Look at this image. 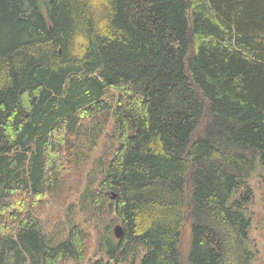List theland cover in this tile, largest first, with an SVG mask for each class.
<instances>
[{
	"label": "trees",
	"instance_id": "1",
	"mask_svg": "<svg viewBox=\"0 0 264 264\" xmlns=\"http://www.w3.org/2000/svg\"><path fill=\"white\" fill-rule=\"evenodd\" d=\"M112 111L93 231L50 247L40 216L80 195ZM257 163L264 0H0V264H82L92 246L109 264L140 246L138 264H249L251 190L228 201Z\"/></svg>",
	"mask_w": 264,
	"mask_h": 264
},
{
	"label": "rangeland",
	"instance_id": "2",
	"mask_svg": "<svg viewBox=\"0 0 264 264\" xmlns=\"http://www.w3.org/2000/svg\"><path fill=\"white\" fill-rule=\"evenodd\" d=\"M42 14L45 10L43 4H40ZM47 13L43 14L45 17ZM114 91L109 90L106 100L112 104V96ZM118 147V125L116 115L111 112L110 121L103 132L98 146L95 150L94 159L86 180L83 184V189L78 197H68L60 201L58 206L49 207L40 216L42 227V235L45 243L50 247H55L66 240L68 230L72 226H79L82 230L92 232L95 213L88 207L85 187H96L103 179L106 169L113 158L115 150ZM264 168L257 163L255 171L245 181L240 182L233 190L228 201L232 205L240 199L243 193L251 190V199L244 204L240 209L245 217L249 220V228L247 239L245 241L247 250L252 254L249 264H264V182L262 175ZM91 189V188H90ZM82 202H81V197ZM81 202V203H80ZM109 226L108 240L111 244L116 243V238L113 235V230L118 227V222L114 217H111ZM144 246H140L138 250L119 264H138L141 256L145 252ZM110 262V261H109ZM58 264H73L70 259L61 260ZM82 264H109L107 255L101 252H96L92 246L87 260ZM111 264H114L111 262Z\"/></svg>",
	"mask_w": 264,
	"mask_h": 264
},
{
	"label": "water",
	"instance_id": "3",
	"mask_svg": "<svg viewBox=\"0 0 264 264\" xmlns=\"http://www.w3.org/2000/svg\"><path fill=\"white\" fill-rule=\"evenodd\" d=\"M114 235L117 239L121 238L122 230L119 226L114 228Z\"/></svg>",
	"mask_w": 264,
	"mask_h": 264
}]
</instances>
